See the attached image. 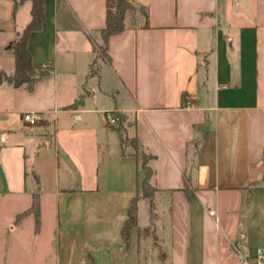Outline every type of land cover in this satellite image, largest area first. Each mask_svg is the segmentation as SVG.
I'll list each match as a JSON object with an SVG mask.
<instances>
[{"label": "crops", "instance_id": "crops-1", "mask_svg": "<svg viewBox=\"0 0 264 264\" xmlns=\"http://www.w3.org/2000/svg\"><path fill=\"white\" fill-rule=\"evenodd\" d=\"M133 2L147 26L128 18L98 57L105 0H44L27 50L49 74L0 84V264H237L233 243L264 246V0ZM30 12L0 0L7 76ZM124 136L155 190L127 244L145 172Z\"/></svg>", "mask_w": 264, "mask_h": 264}, {"label": "trees", "instance_id": "trees-1", "mask_svg": "<svg viewBox=\"0 0 264 264\" xmlns=\"http://www.w3.org/2000/svg\"><path fill=\"white\" fill-rule=\"evenodd\" d=\"M29 1L31 2V20L19 37L7 46L8 49L12 50L15 58V71L10 76L0 73V84L7 83L14 87L27 84L28 89L31 90L34 83L49 74L50 70L42 68L37 69L31 65L30 55L27 50V40L32 32L40 29L43 22L44 0ZM132 17H140L143 20L144 25L147 26L148 14L146 9L144 7H137L133 0H105V24L104 28L100 31L103 42L101 48L104 54H106L109 38L123 32L127 27V19H131ZM91 74H94L93 70H91ZM119 120L121 124L120 133L124 135L125 130L122 127L124 119L119 116ZM126 143L130 144L133 148L138 167L145 172V178L141 189L130 201L129 208L126 212V220L121 229V236L125 244L128 242L130 231L136 227L138 201L143 198L151 203L155 191L150 184L152 173L148 166V162L151 157L141 149L137 140L124 136L122 139V145H125ZM31 212L34 213L37 223V201L35 199L31 207Z\"/></svg>", "mask_w": 264, "mask_h": 264}, {"label": "built area", "instance_id": "built-area-1", "mask_svg": "<svg viewBox=\"0 0 264 264\" xmlns=\"http://www.w3.org/2000/svg\"><path fill=\"white\" fill-rule=\"evenodd\" d=\"M104 117L108 125H116L118 123V119L113 117L110 113H105ZM22 119L30 126L36 125L39 121V118L33 113H25ZM213 214V211L209 212V215L212 216ZM243 246V241L235 242L231 246L232 254L237 264H264V246L255 248L247 253L244 252Z\"/></svg>", "mask_w": 264, "mask_h": 264}, {"label": "rangeland", "instance_id": "rangeland-1", "mask_svg": "<svg viewBox=\"0 0 264 264\" xmlns=\"http://www.w3.org/2000/svg\"><path fill=\"white\" fill-rule=\"evenodd\" d=\"M136 20H138V17H137V18L132 17V18L130 19V21H132L131 24L133 23V21H136ZM94 50H95V53H96V55H97L98 57H99V56H100V57H105V54H104V52L102 51L101 46H95Z\"/></svg>", "mask_w": 264, "mask_h": 264}]
</instances>
